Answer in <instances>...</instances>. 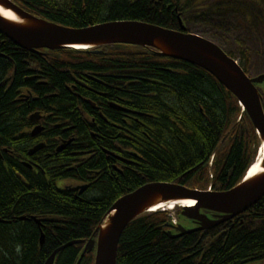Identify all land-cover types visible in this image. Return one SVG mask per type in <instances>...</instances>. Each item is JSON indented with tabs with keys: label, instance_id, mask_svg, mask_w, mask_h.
Segmentation results:
<instances>
[{
	"label": "trees",
	"instance_id": "trees-1",
	"mask_svg": "<svg viewBox=\"0 0 264 264\" xmlns=\"http://www.w3.org/2000/svg\"><path fill=\"white\" fill-rule=\"evenodd\" d=\"M169 2L174 0H164L163 5L167 6ZM103 4L108 10L101 6L104 10L96 22L106 19L141 20L179 29L177 15L148 12L145 2L125 11L121 5H115L114 9L109 7V0ZM183 4L191 6L190 0H184ZM56 14L54 19L60 18L61 23L75 27H79L77 24L84 19L80 13ZM2 39L0 35V42ZM130 47L119 55L121 58L117 65L124 72L131 71L136 75L133 89H142L143 86L144 90L157 88L159 80L165 87V92L158 97L153 93L151 99L140 102L150 108L156 107L154 111L160 115V123H155L158 136L154 133L155 142L150 145V151L139 149L143 156L142 161H138L141 175L124 177L106 167L105 163V167L101 165L97 169H107L110 175L94 188L97 195L79 196L75 190L58 186L55 176L22 178L4 172L1 167L0 216L12 218L26 214L52 221L46 223L43 246L38 240L40 230L35 221L0 224V264H45L57 247L73 240H88L118 197L146 182L172 181L207 189L208 180L214 191L221 192L242 181L255 161L260 140L252 121L242 110L238 99L216 77L191 63L164 57L154 49ZM0 50L9 53L8 45ZM48 53L51 55L49 62L62 57L67 64L63 71L56 66L49 73L56 92L63 81H71V76L80 77L81 72L96 71L97 55L89 51L64 49ZM20 55L24 58L34 54L20 50ZM17 57V78L20 79L24 67ZM5 64L6 60L1 58L0 77L7 68ZM162 65L169 69L158 67ZM243 65L249 74L250 60L247 58ZM144 78L149 81H144ZM5 91V87H0V121L11 122L6 129L7 134H11L12 124L21 114L12 105L13 89ZM262 96L264 98V94ZM60 102L63 103L57 98L52 104L59 106ZM64 102L67 105L73 103L68 99ZM83 134L90 137L87 132ZM97 142L110 147L111 141L105 138ZM213 156L214 161L210 165ZM171 214L168 210H158L135 219L120 240L118 264H264V197L233 220L176 239L167 235ZM56 219L59 222H53ZM224 230L223 236L200 261L206 245ZM83 248V244L65 248L58 255L56 264H77ZM79 264H95V253L86 254Z\"/></svg>",
	"mask_w": 264,
	"mask_h": 264
},
{
	"label": "flooded vegetation",
	"instance_id": "flooded-vegetation-1",
	"mask_svg": "<svg viewBox=\"0 0 264 264\" xmlns=\"http://www.w3.org/2000/svg\"><path fill=\"white\" fill-rule=\"evenodd\" d=\"M11 1L25 11L57 23L61 21L60 18L54 19L56 11L83 14L82 23L77 24L79 27L115 21L106 19L96 22L104 8L108 10L103 4L108 0H55L63 7L53 9L52 0ZM183 1L174 0L164 6V0H109V7L114 9L115 5H121L122 11H125L145 2L148 12L177 15L179 28L180 22L188 30L193 26L216 31H225L229 27L239 31L249 27L257 32L259 41H262L264 0H190L189 7ZM44 5L49 7L44 8ZM130 46L112 44L90 48L87 51L97 55L96 71L81 72L80 77L71 76V81H63L57 92L52 88L49 77L52 70L44 71L38 63H50L49 50L41 49L38 56L34 54L30 57L29 66L24 68L27 75L24 86H20L17 78L18 57L10 54L17 72L12 80L6 81L5 86L6 90L9 87V90L13 89L12 105L21 115L15 120L13 133L7 134L6 127L0 126V165L4 172L12 174L13 171L14 175L22 178L55 176L61 188L89 196L97 195L94 188L109 174L107 169H97L105 163L106 167L124 177L140 176L138 161L143 159L140 154L142 150L150 151V145L155 142L154 133L158 136L155 123H160V115L154 111L156 107L150 108L140 102L151 99L153 93L158 97L165 92V87L159 80L157 88L144 90L143 86L142 89H133L136 75L131 71L124 72L117 65L121 58L119 55L131 49ZM10 49V52L16 53L14 47ZM158 67L169 69L164 65ZM144 81L149 79L144 78ZM57 98L63 103L54 106L52 103ZM65 99L73 103L67 105ZM2 123L0 121V125ZM84 132L89 133L92 140L81 135ZM105 138L111 141L110 147L97 142ZM85 186L87 188L83 190Z\"/></svg>",
	"mask_w": 264,
	"mask_h": 264
},
{
	"label": "water",
	"instance_id": "water-1",
	"mask_svg": "<svg viewBox=\"0 0 264 264\" xmlns=\"http://www.w3.org/2000/svg\"><path fill=\"white\" fill-rule=\"evenodd\" d=\"M0 7L9 10L13 16L10 18L0 12V33L30 51L130 44L152 48L162 56L205 69L238 99L256 129L261 146L264 145V73L250 77L217 43L186 32L182 22L181 30L140 20L106 21L86 29H74L24 11L11 0H0ZM259 160L262 169L258 173L251 176L247 173L242 182L221 192L192 189L170 181L146 183L116 200L90 239L73 240L61 245L50 254L45 264H56L58 255L74 244H84L77 264L91 252H95V264H118L117 250L124 231L132 221L156 207H182L180 221L167 223V235L172 239L220 226L243 214L264 197V155ZM188 201L196 205L185 204ZM43 233L41 246L45 243ZM224 233L212 238L204 248L200 261Z\"/></svg>",
	"mask_w": 264,
	"mask_h": 264
},
{
	"label": "bare ground",
	"instance_id": "bare-ground-1",
	"mask_svg": "<svg viewBox=\"0 0 264 264\" xmlns=\"http://www.w3.org/2000/svg\"><path fill=\"white\" fill-rule=\"evenodd\" d=\"M44 8H48L49 6L48 5H44L43 6ZM63 7V5H62V3H60V2H58V1H55V0H52V6H51V8L53 9V8H62ZM25 11V10H24ZM0 12L1 13H3L4 15H6V16H10V18L11 17H13L12 16V13L9 11V10H6V9H4V8H2V7H0ZM28 12V11H27ZM56 12H58V13H60V14H63L61 11H56ZM29 13H31V12H29ZM31 14H33V15H35V16H38V17H40V18H44V19H46L47 21H50L48 18H45V17H43V16H39V15H36V14H34V13H31ZM141 21V20H140ZM50 22H54V21H50ZM54 23H57V22H54ZM57 24H60V25H63V26H66V27H70V28H78V29H83V28H87V27H91V26H94V25H97V24H94V25H91V26H82V27H75V26H70V25H66V24H63V23H57ZM0 35L2 36V41L0 42V49H1V47L2 46H4V45H8V51L9 50H11L10 49V47H14L15 48V51H16V53H12V52H10L9 51V53L7 54V53H4L2 50H0V59L2 58V59H4V60H6V66H7V68H6V70L4 71V73L3 74H1V77H0V87H5L6 88V81H9V80H12L13 79V77H15L16 76V72H17V68L15 69V66L13 65L14 64V61L12 60V58L10 57V56H13V54H14V56H19L20 57V59H21V63H22V66L24 67V68H26V67H28L29 65L28 64H30V57L32 56V55H29V56H27V57H24L23 58V56L22 55H20V50H24V51H27V52H29V53H32V54H39L38 52H34V51H30V50H27V49H25V48H23V47H21V46H19L16 42H14L13 40H11L9 37H7L5 34H3L2 32L0 33ZM10 46V47H9ZM79 48H82V49H85L86 47H84V46H78ZM49 51H51V52H54L53 50H49ZM10 53L12 54V55H10ZM18 54V55H17ZM10 55V56H9ZM18 61V60H17ZM40 65H41V67H42V69L44 70V71H47V70H52V69H56V66H57V69L59 70V71H63V69H65V67H66V60L65 59H63V58H61V59H53L50 63H44L43 61H41V62H38ZM18 64H19V61L17 62V67H18ZM26 77H27V75H25V73L23 74L22 73V75L20 76V79H18V82H19V84H20V86H24L25 84H26ZM11 87H9V89H10ZM8 89V90H9ZM8 90H6V91H8ZM14 107V106H13ZM14 109H16L15 107H14ZM17 111H18V109H16ZM17 119H19V118H17ZM11 123V122H10ZM10 123H7L8 125H10ZM7 124L4 122V123H2V125H0V126H5L6 128L5 129H7L8 127H7ZM12 126H13V128H15V123H14V125L12 124ZM1 128V127H0ZM12 128V133H13V131H14V129ZM9 130V129H8ZM263 155H264V145H262L261 146V152H260V156L258 157V159H257V161L252 165V167L250 168V170H248L249 172V174L248 175H254L255 173H258L262 168H261V166H260V164H259V159H262V157H263ZM0 168H1V165H0ZM14 172L12 171V174H13ZM147 183V182H146ZM142 186V185H141ZM140 186V187H141ZM82 194V193H81ZM81 194H79L78 193V195L79 196H84V195H81ZM78 195H76V196H78ZM185 204H193V202L192 201H188V202H186ZM168 208H169V210H175V206L174 205H169L168 206ZM167 208V209H168ZM159 209V207H156V208H154L153 210L154 211H156V210H158ZM37 220H40L41 222L40 223H38L37 222ZM31 221H35V223L39 226V228H40V234H39V237H38V240H39V242H40V239H41V234H42V232H44L43 231V227L44 226H46V223H51V220H49V219H47V218H39V217H37V216H28V215H26V214H24V215H15V216H13L12 218L10 217V218H4V217H2V216H0V224L1 225H15V224H18V223H22V224H24V223H31ZM130 225V224H129ZM46 229V228H45ZM44 234V233H43ZM45 241H46V234H45ZM60 247V246H59ZM58 248V247H57ZM56 248V249H57Z\"/></svg>",
	"mask_w": 264,
	"mask_h": 264
},
{
	"label": "rangeland",
	"instance_id": "rangeland-1",
	"mask_svg": "<svg viewBox=\"0 0 264 264\" xmlns=\"http://www.w3.org/2000/svg\"><path fill=\"white\" fill-rule=\"evenodd\" d=\"M191 32L201 34L209 39L219 43L227 52L235 57L240 65L250 60L249 74L251 77L264 73V33H262V41L257 37V32L253 28L246 27L245 29H225V31L212 30L209 27L193 26L190 28ZM247 56V58H246ZM255 159L260 156V147L257 148ZM211 177V176H210ZM207 189L210 187L208 180L206 181ZM205 186V185H204ZM199 190H206L198 187ZM181 211L180 207L171 211L174 218H178Z\"/></svg>",
	"mask_w": 264,
	"mask_h": 264
}]
</instances>
